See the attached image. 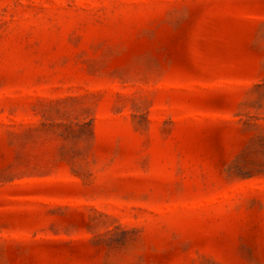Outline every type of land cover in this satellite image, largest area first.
<instances>
[{"label":"rangeland","instance_id":"374dc122","mask_svg":"<svg viewBox=\"0 0 264 264\" xmlns=\"http://www.w3.org/2000/svg\"><path fill=\"white\" fill-rule=\"evenodd\" d=\"M0 264H264V0H0Z\"/></svg>","mask_w":264,"mask_h":264}]
</instances>
